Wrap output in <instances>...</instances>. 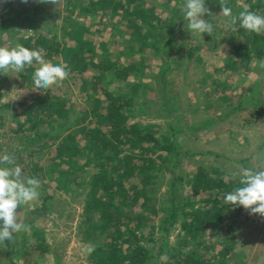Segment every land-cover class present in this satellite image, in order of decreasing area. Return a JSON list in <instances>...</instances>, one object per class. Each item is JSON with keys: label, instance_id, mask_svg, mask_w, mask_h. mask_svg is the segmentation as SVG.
<instances>
[{"label": "trees", "instance_id": "1", "mask_svg": "<svg viewBox=\"0 0 264 264\" xmlns=\"http://www.w3.org/2000/svg\"><path fill=\"white\" fill-rule=\"evenodd\" d=\"M178 1L184 2L162 0L159 4L155 0H66L67 14L63 23L70 24L71 29L64 28L62 38L57 37V30L48 28V38L36 33L19 42L29 49L43 47L45 58L55 64L56 57L61 56V62L69 66V78H76L83 83L84 91L88 85L91 89V94L87 96L93 101V106L90 110L86 109L85 116L91 115L94 118L93 130L82 128L62 137L71 124L61 121L66 119L65 115L70 114L61 100L55 104L30 108V117L26 119L32 122V130L25 136L26 146L48 148L47 152L51 155L47 158L48 166L38 169L49 173L50 180L57 183L58 190H77V187L74 188L77 181L84 188L85 191L81 189L74 192L75 196L84 195L88 212L95 219L93 229L99 243L92 244L96 249L89 255L91 264H157L159 256L163 254H166L163 264H230L236 235L228 223L227 215L232 209L234 213L238 209L223 204V197L240 186L239 181L226 180L221 172L199 168L191 180L185 182V177L176 173L178 165L170 160V156L176 152L171 136L167 139L166 136L158 137L156 132L145 127L141 121H131L136 118V113L147 112L145 99L126 94L114 96L108 90L112 80L125 81L129 73L139 71V67L143 66L141 60L147 58L146 49L154 48L158 53L168 51L167 59L171 53L176 52L179 39L175 36L181 25L187 23L184 18L180 24L174 19L176 15L173 12L177 10L174 3ZM249 1L250 10L264 14V0ZM0 3L13 8L21 0H0ZM29 3L33 5L32 9L22 7V11H17L15 16L0 19V36L4 31H17L19 26L33 20L32 15H38L39 8L45 4L39 0H28ZM148 3L151 4L150 8L146 6ZM158 7L166 12L171 11L170 17L162 19L157 15ZM77 12L92 20L98 16L110 19L112 35L115 37L117 33L122 34L123 27L130 30V37L124 40L126 45L117 56L113 54V58L105 44H94L89 26L73 19L72 16ZM116 17L119 23L113 24ZM43 18L48 21L47 15ZM211 22L214 32L218 27L212 19ZM164 36L166 41H161ZM229 36L231 54L228 60L237 59L239 63L235 60V67L252 55L263 58L264 34L249 33L237 25L236 30L229 32ZM240 36L246 39V46L239 40ZM69 39L75 41V45L68 46L66 41ZM98 49L107 51L104 56H100L97 55ZM122 58L125 61H121ZM37 66L35 63L31 67L26 66V75L33 74ZM166 71L165 67L161 68L160 76L163 77ZM258 84L256 82V86ZM133 86L138 90L140 87H151L147 83L139 86L137 82ZM169 101L171 103L166 102L169 105L164 108L166 110L176 106L177 96H171ZM251 104L263 110L259 102ZM17 121L20 125L23 122L20 119ZM42 122L50 126L48 131L41 126ZM55 123L60 126L53 125ZM169 126L177 132L176 124L170 123ZM77 133H82L84 140H77ZM57 140V146L49 148L48 142L55 143ZM161 152L167 154L162 158ZM166 162L169 177L173 181L169 184L170 193L167 198H159L155 180L162 174L161 164ZM88 167L93 168L92 173H89ZM52 198L53 195H46L43 203ZM172 229H176L182 237L174 245L169 242ZM156 231L161 236L160 242L155 237ZM22 249L24 255L36 251L41 256L47 253L49 247L43 240L36 244L25 242Z\"/></svg>", "mask_w": 264, "mask_h": 264}, {"label": "rangeland", "instance_id": "2", "mask_svg": "<svg viewBox=\"0 0 264 264\" xmlns=\"http://www.w3.org/2000/svg\"><path fill=\"white\" fill-rule=\"evenodd\" d=\"M155 1L162 3V0ZM205 2L206 7L216 15L213 18L207 15L204 17L206 20L212 19L217 24L218 28L212 35L203 33L201 37L190 33L184 23L175 36L179 39L176 42L178 44L176 52L171 53L167 59L168 51L158 53L157 49H146L147 58L141 60L143 66L139 67V71L129 73L125 81L112 80L108 90L114 96L126 94L143 97L140 100L145 99L147 112L136 113V118H132L131 121H141L146 125L145 127H150L152 132H156L158 137L166 136L167 139L171 136L176 146L174 154L177 155H171L170 160L178 165L176 173L185 177V182L188 183L199 168H205L210 172H221L226 180L233 179L238 182L239 178L233 177L232 172L242 167L264 168V70L253 65L254 60H260L254 55L248 60L241 61L240 65L244 67L243 69L227 67L231 54L229 32L232 28L225 23L226 18L219 15L220 0H205ZM228 2L234 13L251 6L249 0H228ZM183 3L181 1L174 3L177 10H174L173 15H176L174 19L179 22L178 24L183 19L181 12ZM15 4L13 8H9L0 3V19L15 16L17 11H22V7L26 10L33 8L31 3ZM66 5V0H58L56 4H43L39 8L38 15H32L33 20L19 26L17 31L16 29L4 31L0 36V46H14L36 33L48 38V28L57 30V37L62 38L63 29H71L70 24L63 23L67 14ZM146 6L150 8L151 4L148 3ZM156 13L162 19H167L171 15V11H163L160 7L156 8ZM45 15L48 16L47 22L43 18ZM72 17L75 22L88 25L92 33L90 38L94 44L97 46L105 44L113 58L126 45L124 40L130 37V30L126 27H123L122 34L117 33L116 37L113 36L110 19H101V16H98L92 20L79 15V12ZM114 23H119L118 17L115 18ZM165 36L161 41H166ZM239 40L244 42L243 46L247 45L246 39L242 36ZM66 42L68 46L75 45V41L71 39ZM106 51L98 49L97 55L104 56ZM136 59L139 60V57ZM56 61L57 64L62 63L61 56L56 57ZM121 61L125 59L122 58ZM163 67L168 71L162 77L160 70ZM26 69L27 67L20 73L9 71L7 74H0V116L2 117L0 155L14 154L23 173L41 181V195L31 207L22 205L18 209L20 219L32 226L31 231L13 233L12 242L5 241L4 244H0V264H91L89 255L82 254L81 248L84 245L99 243V239L93 229L94 216L88 212L84 195L75 196L78 190L85 191L84 188L77 181L74 185L77 190L69 192L67 189L58 190L57 183L50 180L49 173L38 169L48 166L47 158L51 156L47 152L48 148L25 144V136L32 130V122L26 119L30 117L28 116L30 108H38L49 103L55 104L61 100L65 109L70 111V114L65 115L66 119L61 121L71 124V127L61 135L62 137L82 128L93 130L94 118L91 115L85 116V111L93 106V101L87 96L91 94V89L88 85L84 91L83 83L69 77L50 89H38L34 86L32 74L26 75ZM154 79H157L156 82ZM136 82L139 86L147 83L151 87L147 89L140 87L138 90L133 86ZM256 82L259 83L257 86ZM222 83L224 88L220 87ZM171 96L175 98L177 96L178 105L174 102L176 106L170 108L169 112L164 108L169 106L166 102L171 103L169 101ZM90 100L91 102H88ZM252 102H259L263 110L252 105ZM88 103H91L90 106ZM18 119L23 121L21 125ZM42 123L41 126L43 125L48 131L50 126L45 122ZM170 123L177 125V132L171 130ZM53 125L60 126L59 123ZM75 138L84 140L82 133H77ZM59 140L55 143L49 141V148H55ZM161 153L162 158L167 154ZM168 168L167 162L162 163V174H159L155 180L157 184L155 189L159 198H167L170 193L169 184L173 178L169 177ZM88 171L92 173L93 168L88 167ZM46 195H53V198L43 203ZM46 207L48 209H44ZM233 208H237L238 211L234 213L232 209L227 215L228 223L232 225V231L236 235L230 264L239 262L264 264V217L259 214L250 215L242 206H233ZM155 237L158 238L157 242L161 241L158 231L155 232ZM43 240L49 247L45 255L40 256L35 253L36 251H30V255L23 254L22 247L25 242L36 244ZM181 240L182 237L178 235L176 229L170 230L171 245ZM165 259L166 254L159 256L157 264H163Z\"/></svg>", "mask_w": 264, "mask_h": 264}, {"label": "clouds", "instance_id": "3", "mask_svg": "<svg viewBox=\"0 0 264 264\" xmlns=\"http://www.w3.org/2000/svg\"><path fill=\"white\" fill-rule=\"evenodd\" d=\"M28 3V0H21ZM41 3L56 4L58 0H39ZM222 15L226 18L225 23L232 30L236 26L249 33L257 35L264 34V14L250 10L245 7L238 13L228 4V0H220ZM181 12L186 23V30L190 33H203L212 35L214 25L211 19L216 15L206 7L205 0H184ZM38 65L32 79L34 86L38 89H50L68 79L70 75L69 66L66 63L55 64L52 60L45 58V49H29L22 44L14 46H0V74L9 71L20 73L25 67ZM253 65L264 70V59L253 61ZM233 177L239 178L238 187L227 192L223 197V204L242 206L250 215L259 214L264 217V168L242 167L232 172ZM41 181L36 177L26 176L22 168L16 162L14 154L5 153L0 155V244L5 241L14 240L13 233L30 232L31 225L20 219L18 209L26 206L31 207L41 195ZM96 249L95 245H84L81 252L91 255Z\"/></svg>", "mask_w": 264, "mask_h": 264}, {"label": "crops", "instance_id": "4", "mask_svg": "<svg viewBox=\"0 0 264 264\" xmlns=\"http://www.w3.org/2000/svg\"><path fill=\"white\" fill-rule=\"evenodd\" d=\"M235 60H237V59H234V61H235ZM234 61H233V59H230V60L228 61V66H229V67H233V68H235V66H234ZM236 62L239 63L238 60H237ZM236 62H235V64H236ZM228 66H227V67H228ZM236 68L243 69L244 67H241L240 64H239V65L237 64ZM223 84H224V83H222V85L220 86L221 88H224V85H223ZM194 89H195V87H194Z\"/></svg>", "mask_w": 264, "mask_h": 264}]
</instances>
